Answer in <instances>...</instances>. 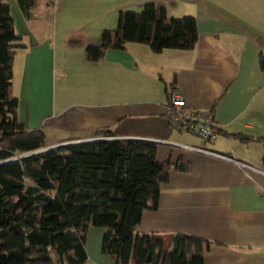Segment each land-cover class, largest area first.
<instances>
[{
    "label": "crops",
    "instance_id": "0c3cea01",
    "mask_svg": "<svg viewBox=\"0 0 264 264\" xmlns=\"http://www.w3.org/2000/svg\"><path fill=\"white\" fill-rule=\"evenodd\" d=\"M3 1L20 36L11 84L22 126L40 128L47 148L94 139L100 128L117 139L154 142L157 161L180 157L188 169L168 172L155 207L142 210L136 230L213 242L203 264H264L263 143L218 132L204 143L175 130L162 82L174 78L184 107L208 110L215 128L264 139V70L257 63L264 53V0H35L26 13L16 0ZM149 1L167 16H193L192 49L151 52L128 42L105 50L102 61L85 58L84 47L117 25L119 11H139ZM167 141L232 155L256 171ZM102 234L100 227L87 228L84 264H115Z\"/></svg>",
    "mask_w": 264,
    "mask_h": 264
},
{
    "label": "trees",
    "instance_id": "16d2710c",
    "mask_svg": "<svg viewBox=\"0 0 264 264\" xmlns=\"http://www.w3.org/2000/svg\"><path fill=\"white\" fill-rule=\"evenodd\" d=\"M16 4L26 13L35 0ZM196 40L193 16H167L163 6L149 1L139 11H119L117 25L102 29L84 55L102 61L105 50L124 49L128 42L143 43L151 52L189 50ZM19 41L9 4L0 0V264H84L89 226L103 229L101 243L115 264H203L213 242L184 232L136 230L142 210L155 207L168 172L188 169L180 157L175 163L157 161L154 142L117 139L108 128L95 130L94 139L47 148L40 128L22 126L11 84ZM257 63L264 70V53ZM162 82L167 105L174 78ZM214 129L264 146L263 138Z\"/></svg>",
    "mask_w": 264,
    "mask_h": 264
},
{
    "label": "built area",
    "instance_id": "2783aa9c",
    "mask_svg": "<svg viewBox=\"0 0 264 264\" xmlns=\"http://www.w3.org/2000/svg\"><path fill=\"white\" fill-rule=\"evenodd\" d=\"M166 110L167 121L169 125L175 130L193 134L204 143L216 137L217 132L214 129L215 124L210 118V112L208 110H195L185 108L182 103V97L180 93L178 91H175L174 89L169 94V100L168 104L166 105ZM167 143L180 149L200 152L231 162L242 170L256 171L254 167L245 162L235 159L232 155L218 153L205 148L204 146L188 145L172 141H167Z\"/></svg>",
    "mask_w": 264,
    "mask_h": 264
},
{
    "label": "water",
    "instance_id": "95a60500",
    "mask_svg": "<svg viewBox=\"0 0 264 264\" xmlns=\"http://www.w3.org/2000/svg\"><path fill=\"white\" fill-rule=\"evenodd\" d=\"M43 149H46V148H43ZM39 151V150H38ZM21 155L17 156V157H20Z\"/></svg>",
    "mask_w": 264,
    "mask_h": 264
}]
</instances>
